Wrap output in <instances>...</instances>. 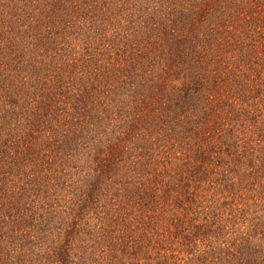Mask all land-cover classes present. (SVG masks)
Instances as JSON below:
<instances>
[{"label": "trees", "instance_id": "1", "mask_svg": "<svg viewBox=\"0 0 264 264\" xmlns=\"http://www.w3.org/2000/svg\"><path fill=\"white\" fill-rule=\"evenodd\" d=\"M0 264H264V0H0Z\"/></svg>", "mask_w": 264, "mask_h": 264}, {"label": "rangeland", "instance_id": "2", "mask_svg": "<svg viewBox=\"0 0 264 264\" xmlns=\"http://www.w3.org/2000/svg\"><path fill=\"white\" fill-rule=\"evenodd\" d=\"M215 211H216V210H215ZM212 214H213V212H212L210 215L212 216ZM213 217H214V216H212V218H213ZM212 218H211V219H212Z\"/></svg>", "mask_w": 264, "mask_h": 264}]
</instances>
